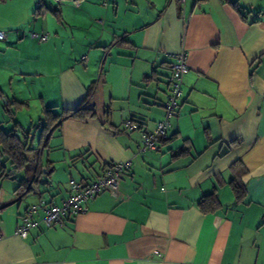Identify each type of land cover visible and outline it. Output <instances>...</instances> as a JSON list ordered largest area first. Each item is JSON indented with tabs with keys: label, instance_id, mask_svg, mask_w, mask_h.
<instances>
[{
	"label": "crops",
	"instance_id": "crops-1",
	"mask_svg": "<svg viewBox=\"0 0 264 264\" xmlns=\"http://www.w3.org/2000/svg\"><path fill=\"white\" fill-rule=\"evenodd\" d=\"M0 30V97L58 117L85 100L95 110L61 119L29 172L0 178V264H264V0H0ZM182 49L178 112L160 148L139 152L124 123L162 119ZM118 161L130 164L115 196L16 233L29 205L59 204L70 178L89 183ZM210 193L219 206L203 213Z\"/></svg>",
	"mask_w": 264,
	"mask_h": 264
},
{
	"label": "built area",
	"instance_id": "built-area-1",
	"mask_svg": "<svg viewBox=\"0 0 264 264\" xmlns=\"http://www.w3.org/2000/svg\"><path fill=\"white\" fill-rule=\"evenodd\" d=\"M59 3L60 0H54ZM76 3V0H74ZM183 6L186 0H173ZM100 22V21H97ZM6 37V32L0 30V40ZM31 37L39 43L47 41L48 33L32 32ZM169 76V88L163 102L164 115L162 119L155 123L151 131H146L138 122L128 119L124 127L129 131H138L140 135L139 152L146 150H158L161 142L166 139L168 130L171 127V120L177 114L180 99L182 96L183 78L188 71V53L182 49L171 53ZM130 164V161H118L105 166L100 173L89 183H83L74 178H70L69 195L59 204H48L40 199L36 204L29 205L21 217V223L16 233L26 235L32 228L40 223L47 227H63L65 218L75 216L87 210V202L93 199L103 190H108L113 196L117 194L122 172Z\"/></svg>",
	"mask_w": 264,
	"mask_h": 264
},
{
	"label": "trees",
	"instance_id": "trees-1",
	"mask_svg": "<svg viewBox=\"0 0 264 264\" xmlns=\"http://www.w3.org/2000/svg\"><path fill=\"white\" fill-rule=\"evenodd\" d=\"M8 104L10 103L8 102ZM43 109L45 113H49L50 117L54 119L53 122H50V120L45 126L46 132H51V127L58 126L61 119L73 118L83 121L86 118H93L95 116L94 108H88L86 100L82 101L74 109L63 111L60 117L51 114L47 108ZM11 119L13 120V118ZM32 150L33 148L30 146V132L28 130L17 128V123L15 121H13V124H11V127L8 129L0 125V178H11L17 172L24 170L28 163L29 152ZM182 154L183 152L174 157H178ZM243 172H245V170L240 171L237 177L235 176V178L231 180L232 190L238 200H242L245 196V186L241 180V173ZM24 185L25 183L21 182L16 190H19ZM198 204L203 213H209L215 211L219 206V201L215 193H210L205 195ZM8 206V204L3 205L0 203V218Z\"/></svg>",
	"mask_w": 264,
	"mask_h": 264
},
{
	"label": "rangeland",
	"instance_id": "rangeland-1",
	"mask_svg": "<svg viewBox=\"0 0 264 264\" xmlns=\"http://www.w3.org/2000/svg\"><path fill=\"white\" fill-rule=\"evenodd\" d=\"M6 89H8L7 86ZM6 89L4 91L7 94ZM0 101L4 104V106L6 105L4 108H6L7 111L5 110L4 114L7 116L9 123L13 124V121H15L17 123V128L25 129L30 132V146L33 150L29 152L28 163L25 169L21 171L29 172L39 158L41 144L45 141V126L50 121V114L45 113L44 109H42L43 107L38 103L36 105L28 102V105L25 103L19 105L15 102L8 104L5 100V96H1ZM10 117L13 118V120ZM10 124L3 125V128L8 129Z\"/></svg>",
	"mask_w": 264,
	"mask_h": 264
}]
</instances>
